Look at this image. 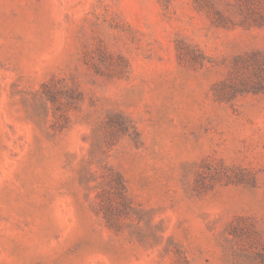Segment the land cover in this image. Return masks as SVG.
<instances>
[{
	"label": "rangeland",
	"instance_id": "obj_1",
	"mask_svg": "<svg viewBox=\"0 0 264 264\" xmlns=\"http://www.w3.org/2000/svg\"><path fill=\"white\" fill-rule=\"evenodd\" d=\"M0 264H264V0H0Z\"/></svg>",
	"mask_w": 264,
	"mask_h": 264
}]
</instances>
